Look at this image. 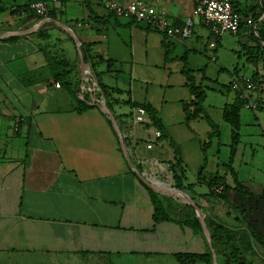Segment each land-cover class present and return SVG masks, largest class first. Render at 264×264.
<instances>
[{
    "label": "crops",
    "instance_id": "obj_1",
    "mask_svg": "<svg viewBox=\"0 0 264 264\" xmlns=\"http://www.w3.org/2000/svg\"><path fill=\"white\" fill-rule=\"evenodd\" d=\"M4 1L28 5L34 0ZM107 1L88 0L92 14L85 0H50L46 17L16 6L0 9V264H181L175 253L211 251V239L209 242L203 233L176 217L153 220L154 190L136 171L154 183L168 185L159 179L174 186L169 169L173 147L158 138L159 130L146 110L149 122H134V110L141 106L129 102L148 103L177 143L183 184L190 185L185 193H208L197 172L211 127L202 117L185 121L182 104L192 95L180 58L186 55L195 82L202 85L194 71L204 70L207 64L198 67L194 59L209 47L212 33L192 14L193 0H152L171 21L191 20V34L183 39L166 37L143 22L115 15L106 7ZM116 1L126 4L130 0ZM234 2L245 13L257 0ZM241 12L236 13L252 17ZM47 17L75 33L86 55L83 69L77 44L62 26L50 19L38 25ZM254 21L255 27L244 23L235 34L239 42L245 38L241 50L253 66L251 73L239 74L238 69L232 73L264 87V59L256 60L263 41L251 37L247 41L245 35L249 27L258 34L264 12ZM34 26V31L23 32ZM204 77L202 73L201 79ZM98 81L105 87V95ZM226 86L230 88L229 82ZM257 92V97L264 96L262 88ZM236 96L234 93L219 109L220 119L229 126V151L231 126L223 113ZM78 99L85 100L83 110H78ZM252 100L257 103L253 109L260 111L254 119L264 131V108L257 99ZM101 102L121 129L128 159L107 115L98 108ZM202 106L212 119L203 102ZM237 113L231 164L229 154L227 161L218 158V149L209 156L210 138L202 175L217 174L233 185L231 167L252 194L248 216L260 221L264 199L259 196L264 195V185L257 183L253 190L232 166L240 140V109ZM154 192L159 197L162 194ZM195 203L203 211L204 221L211 216L227 224L232 221L237 227L235 213L222 202L201 197ZM255 246L264 254V249ZM217 256L214 252L213 264Z\"/></svg>",
    "mask_w": 264,
    "mask_h": 264
},
{
    "label": "trees",
    "instance_id": "obj_2",
    "mask_svg": "<svg viewBox=\"0 0 264 264\" xmlns=\"http://www.w3.org/2000/svg\"><path fill=\"white\" fill-rule=\"evenodd\" d=\"M86 7L89 12L92 14V10L90 9L88 0H85ZM233 8L235 12H241V8H239L238 2H234L232 0ZM29 5V4H28ZM28 5L26 4H16L10 5L5 3L4 0L0 1V9L4 8H12L16 6V8H21L22 10H29ZM248 12L252 15V17L257 20L258 16L264 12V0H257L255 5L250 6L245 13ZM46 14L44 17H46ZM243 21L240 22L239 29L242 28ZM250 37L254 40L260 39L264 44V23L262 27L260 26L258 29V34L256 35L249 27ZM81 52L83 54L84 60H86V55L84 52V47L81 45ZM168 51H165V58H168ZM186 55H183L180 60L183 61V69L187 86L189 89L192 98L188 101L183 102L182 108L185 113V121L188 122L190 119L196 117H202L206 120V122L210 125L211 130L207 134L208 140L202 144L203 150V162L198 168L197 177L198 180L203 181L209 188L208 193L202 195H196L193 192H189V197L197 202L199 198L203 197L207 201L209 200H217V202H222L225 204L231 211L235 213L234 221L236 222V228L232 221L230 224H227L225 221L216 220L214 217H207L205 219V224L207 228H209L211 244L214 249L215 241L214 239V231L225 232V234L230 238L229 241H237L239 245H233V248L227 252V254H223V264H249V261L245 257V252H251L258 255L264 264V254L257 250L255 244H257L260 248L264 249V215L262 219L259 221L257 218L252 219L248 216L250 211V204L252 199L251 192L242 185L236 178L235 172L231 169V175L233 178V185L225 182L222 176L217 174L211 177H205L202 175L205 163H206V154L205 148L210 142V138L215 136L218 133V128L215 122L209 117L208 113L205 111L202 106V102L205 99V90L199 84L195 82V77L191 74V69L187 64ZM251 56H249L250 58ZM258 58L256 60L262 58L264 59V45L260 47L258 51ZM98 85L100 87L101 92L105 95V87L100 84L98 81ZM81 105L78 107V110H83L87 105L84 104V99H78ZM131 105H139L143 107L150 116L152 125L159 130L160 134L158 136L159 139H166L169 144L173 147V160L170 162L169 169L172 172V178L174 180V186L182 191H187L190 185H184V169L182 167V159L180 156L179 148L177 143L172 139V137L165 131L162 126L160 120L156 116L154 109L148 103H135L129 102ZM244 104V100L240 97L236 96V100L229 107V110H226L223 113V118L229 122L231 126V144L229 151V164L232 162V157L234 155V145L235 140L237 139V126H238V110L241 105ZM110 122V120H108ZM231 192V195H230ZM259 198L264 199V195L259 196ZM257 198L256 200H258ZM151 200L153 203V220L155 222L172 219L176 217V220L180 223H186L191 228L202 234V228L200 224L199 217L196 215L195 210L189 204L180 202L173 197L171 194L163 193L160 197L157 195V192L151 191ZM255 200V201H256ZM173 210V211H172ZM228 222V221H227ZM220 254V252L217 251ZM222 255V254H221ZM176 260L181 264H213L212 263V254L211 251H207L204 253H195V252H179L174 254Z\"/></svg>",
    "mask_w": 264,
    "mask_h": 264
},
{
    "label": "rangeland",
    "instance_id": "obj_3",
    "mask_svg": "<svg viewBox=\"0 0 264 264\" xmlns=\"http://www.w3.org/2000/svg\"><path fill=\"white\" fill-rule=\"evenodd\" d=\"M247 1L251 3L254 0ZM249 33L245 34L248 36L247 41L250 40ZM238 39L239 37L235 34L223 33L216 46L212 48L207 46L204 53L197 54L195 56L197 59H194L198 61V67L207 64L204 70H195L194 74L197 81L202 82L201 86L205 90L206 97L203 105L212 119L219 125L218 133L211 137L212 145L209 148V156L212 158L211 154L214 153L215 149H218L217 156L221 161H227L228 158L230 132L228 124L220 119L219 109L226 101L231 100L234 95L232 89L227 88L226 84L235 69H238L239 74L249 75L253 68L252 64L246 61V54L241 50L240 43L244 42L245 38L240 42ZM202 73L205 74L203 79H201ZM260 88L264 90L263 85L258 86L257 90L259 91ZM257 90L251 92L250 95L253 99H257L260 106L264 108V96L259 95L257 97L259 94ZM259 113L260 111L257 109H249L244 106L240 108V140L237 145L235 160L232 164L238 170L239 177L246 184H249L253 190H256L257 183L264 185V131L254 119V115ZM188 178L191 180L192 177L189 176ZM227 180L230 182V176L227 177ZM166 182L168 183V181L164 180L162 183L167 184ZM213 235L214 239H216L214 252L215 254H217V251L220 252L219 256L216 257L215 264H223V254L226 255L233 248V245L237 246L239 243L237 241H229L230 238L223 231H214ZM245 257L249 264H263L261 258L255 253L245 252Z\"/></svg>",
    "mask_w": 264,
    "mask_h": 264
},
{
    "label": "built area",
    "instance_id": "obj_4",
    "mask_svg": "<svg viewBox=\"0 0 264 264\" xmlns=\"http://www.w3.org/2000/svg\"><path fill=\"white\" fill-rule=\"evenodd\" d=\"M49 1H31L28 5L29 10L39 17H44L49 10ZM106 7L115 15H126L135 21L143 22L166 37L183 39L191 34L192 22L190 19H186L182 23H175L169 19L163 9L157 8L152 0H130L126 4L108 0ZM192 14L209 26L213 36L209 41V47H213L215 41L223 33L236 34L241 21L246 25L256 26L253 17L242 18L235 12L232 0H193ZM55 85L58 86L59 83H55ZM258 86H260L258 82L238 74L231 75L229 80V87L244 100V107L249 109L257 106L250 93L257 90ZM133 120L136 123L149 122L145 109L137 107L134 110ZM156 135L159 136L158 131H156ZM147 146L151 145L147 144Z\"/></svg>",
    "mask_w": 264,
    "mask_h": 264
},
{
    "label": "water",
    "instance_id": "obj_5",
    "mask_svg": "<svg viewBox=\"0 0 264 264\" xmlns=\"http://www.w3.org/2000/svg\"><path fill=\"white\" fill-rule=\"evenodd\" d=\"M49 19L50 18H48V17L44 18L38 25H40L41 23H43V22H45L46 20H49ZM50 20H53L57 24L62 26L74 38V40H75V42L77 44V49H78V53H79L80 66L83 69L85 67V62H84L81 50L79 48V40H78L77 36L75 35V33L70 28H68L66 25L62 24L61 22H59V21H57L55 19H50ZM37 26L31 27L30 29L25 30L23 32L24 33L32 32V31H34L37 28ZM98 108L103 113H105L107 115L108 119L110 120V123H111L113 129L115 130V132L117 133V135L119 137L121 151H122L123 155L128 159V152H127V148H126V145H125V142H124V139H123V135H122L121 129H120V127H119V125H118L113 113L111 112V110L107 107V105L104 102H101ZM131 168H133V167L131 166ZM136 173H137V176L150 189H152L154 191H160V192H163V193H166V194L169 193L173 197H176V199L178 201L186 203V204H189L190 206H192L193 209L195 210L196 215L199 217L201 228H202V233L205 236V238L210 242V234H209V230H208V228H207V226L205 224V221H204V213H203V211L184 191H182V190H180V189H178V188H176V187H174L172 185H167L166 186V185H161V184H158V183H154V182L148 180L147 177L144 174L139 173L137 171H136ZM211 253H212L213 257H214V252H213L212 247H211ZM214 264H215V261H214Z\"/></svg>",
    "mask_w": 264,
    "mask_h": 264
},
{
    "label": "bare ground",
    "instance_id": "obj_6",
    "mask_svg": "<svg viewBox=\"0 0 264 264\" xmlns=\"http://www.w3.org/2000/svg\"><path fill=\"white\" fill-rule=\"evenodd\" d=\"M158 182H163V181H161V180H159V179H156ZM167 183V182H166ZM168 185H169V182L167 183ZM167 186V185H166Z\"/></svg>",
    "mask_w": 264,
    "mask_h": 264
}]
</instances>
